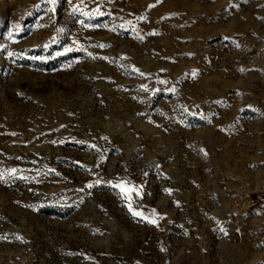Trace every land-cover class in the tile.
<instances>
[{
    "label": "rangeland",
    "instance_id": "1",
    "mask_svg": "<svg viewBox=\"0 0 264 264\" xmlns=\"http://www.w3.org/2000/svg\"><path fill=\"white\" fill-rule=\"evenodd\" d=\"M0 264H264V0H0Z\"/></svg>",
    "mask_w": 264,
    "mask_h": 264
},
{
    "label": "snow or ice",
    "instance_id": "2",
    "mask_svg": "<svg viewBox=\"0 0 264 264\" xmlns=\"http://www.w3.org/2000/svg\"><path fill=\"white\" fill-rule=\"evenodd\" d=\"M89 187H91V185H89ZM134 215H140L139 213H134ZM150 222H153V221H150Z\"/></svg>",
    "mask_w": 264,
    "mask_h": 264
}]
</instances>
